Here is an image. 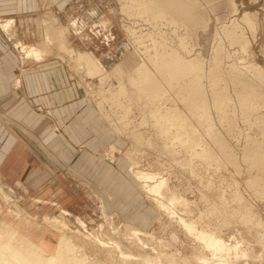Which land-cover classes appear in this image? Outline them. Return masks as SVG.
I'll return each instance as SVG.
<instances>
[{
	"label": "rangeland",
	"instance_id": "obj_1",
	"mask_svg": "<svg viewBox=\"0 0 264 264\" xmlns=\"http://www.w3.org/2000/svg\"><path fill=\"white\" fill-rule=\"evenodd\" d=\"M56 1L63 3L66 0ZM83 1L87 2L86 0ZM194 1L192 8L187 6L184 9L186 15L187 13L188 15L190 14L189 16L187 15L188 17L181 10L178 13L175 10H171L169 13L171 14V18L177 20L178 34L190 33V36L192 35L185 49L187 50L189 47L186 55L192 56V58L198 57L199 61L204 62L202 73L203 76L207 75L208 78L206 80V77H202L201 81L205 84V87L211 84L210 81H212L211 77L213 75L215 76L213 79L216 81L217 87H224L222 84L228 85L225 87L230 95L227 115L230 118L228 120L219 119L218 113L211 107L210 116L213 118V131H208L211 132L209 135L204 125H201L200 121H198V125L196 119L191 117L192 119H190L197 132V137L200 139L197 138L198 140H195L197 142L202 141L203 143H197L194 140L197 143L193 147L196 148L195 153L189 151L188 146H182L179 150L174 149L173 151L171 150L172 145H167L168 147L161 144L150 146L147 137L149 134L146 133V131H149V126L145 123L141 124V114L139 111H132L130 117L128 115L129 125L127 131H114L111 122L101 115L94 102L95 96L99 98L100 94L95 92L94 96L93 92L88 91V83L85 84V81L79 80L78 76L73 73L69 66L66 55H64L62 59H65L64 61L69 68V74L78 80L76 84L79 85L83 94L90 100L116 139L114 143H110L101 153V157L111 164L117 161L124 168L119 167L118 174L116 173V176H113L115 179L113 177L107 179V184L103 186H108V190L105 193L102 192L103 198L94 190L95 188L92 184L84 182V180V184H79L78 181H75L78 184L74 183L70 186V194L56 195L57 200L53 201L48 200L51 196L47 191L50 188L48 185L40 186L33 193L30 192L24 196L18 192H15L14 195L11 193L10 197L14 201L9 203L3 200L0 195V230L3 228L4 223H9L17 230L13 239H6L9 240V243L15 246L19 245V247L22 245L21 247L24 248L26 247V243L21 238L26 237L30 241L40 245L45 253L47 252L46 254H54L58 240L62 234L61 230H58V226L53 225L54 222L51 219L55 218L58 222L66 224L70 234H78L84 240L79 243L80 246L77 247L78 249L76 248L77 251L74 250V255L77 253V258L87 263L90 261V264H138V261L136 262L135 260L122 259L119 253L120 250L125 253L134 254L133 256L135 257L139 255L148 256V258L154 261V264H221L222 262H218L220 261L219 258V260L217 259L218 256L212 255L211 250L205 247L195 235L188 233L180 223L178 224V217L180 216L186 221H191L195 225L196 230L201 229L200 231L212 233L227 244L226 246L229 247V250L227 251L228 253L224 252L223 255L225 257L223 256V259L225 260H223L222 264H264V191L261 190V186L264 184V164L250 162L247 155H244L246 152L243 150L254 140L256 143L264 137V0ZM90 2V4L98 6V12L102 15L103 19H112L111 24H108L107 27L111 26V31L116 35L117 40L115 39V42L109 47H113V51L117 50V54H120L121 59L123 58L122 65L124 69L126 68L127 75L138 64V57L134 55L136 52L146 61L141 50L147 46H153L150 38L147 37L148 34L154 33L151 34L154 37L157 32L164 31L167 36L169 35L170 38L173 37L175 39L177 33L174 35L173 23L163 21L156 25L153 21H149L150 19L148 21L143 19V15L141 18L135 13V7H132L134 3H132L131 8L130 3H126L127 0H90ZM127 5L131 9H125ZM213 6L216 8L214 9ZM126 10L128 12L131 11V14L127 13ZM186 10H189V12ZM58 11L60 10L58 9ZM93 12L94 10L90 11L91 14ZM179 12L181 13L179 14ZM44 13L42 19L46 17V14L48 16L54 15L51 12ZM192 13L197 14L198 20H201V22L196 19L197 16L192 18L191 16L195 15ZM244 14H248V18L244 17L248 23L245 20L243 21V17H241ZM8 16V14L0 16V33L3 34L6 47L13 51L17 59L16 74L12 80L14 83L16 79L20 80L21 75L32 68L35 62L44 59V56L48 54L55 56L57 54L51 50V53L41 55L40 59H36L34 56L26 57L18 44L36 43H28L18 39L17 36L15 37L13 19H9ZM187 18L188 20H186ZM250 18L252 19L250 20ZM8 20H12V22L6 34L2 29L1 23ZM180 20L184 22L186 20L185 25L182 22L181 25L179 23ZM234 20L236 23H240V26L238 24L236 26ZM188 21L189 24H187ZM59 23L70 31L69 36L78 34L77 23L73 21L70 25ZM188 25L190 26V30L185 28ZM250 25L254 28V31H252L253 28ZM178 26L181 27L179 28ZM229 27L230 29L226 30ZM129 30L134 32V35L129 33ZM186 30L187 32L185 33ZM240 33L243 39L238 36ZM138 36L141 39L139 42L136 39ZM235 36L240 41H237ZM245 37L248 41L244 39ZM73 38L69 40L71 48L89 51L85 48L75 47L78 41L75 38L73 40ZM104 48L106 47L101 44V52L108 50V48L107 50H103ZM58 54L63 55L64 53L61 50L60 52L58 51ZM60 55H57L56 58L61 59L63 56ZM119 58L118 60H120ZM70 60V64L75 62L71 58ZM146 62L149 63L148 61ZM235 69L240 71L237 74L241 78L236 75ZM112 72H116L114 75L115 80L123 75L121 73L122 68L119 65H116ZM260 75L262 76L260 77ZM237 76L242 83H238L239 79ZM214 80L212 81L213 83ZM259 80L263 81V83ZM247 84L252 87H249ZM246 86L249 90H253L254 87L256 88L254 89V94L256 95L254 99L257 100L256 104L253 105L255 108L249 113L243 109V111L241 110V105L238 104L239 97L236 95L238 92L247 89ZM106 87H109V84ZM240 88L244 89L241 90ZM256 90H258L260 95H258ZM179 107L183 111L188 112L180 102ZM105 110L109 113L108 104H105ZM111 116L113 117V113L110 114ZM260 116L263 120H261L262 118L259 119ZM255 118H258V120ZM258 123H260V126ZM262 128L263 130H260ZM58 129L55 128V130ZM130 130H134L135 133L142 132L143 135L136 140L130 135ZM212 132L218 133L221 140L223 139L222 143H224L222 147L213 140ZM202 149L205 152H199ZM227 152L235 155H233L234 159L232 161L226 159ZM189 153L193 156V159L188 155ZM196 160L199 164L196 163ZM137 171L155 172L165 179L162 185L164 193L161 197L154 196V194L148 193L145 190L142 182L136 177ZM255 176L262 177L261 181L257 184L252 183V179ZM262 189L264 190V186ZM171 193H174L181 201L174 203V213L169 215L159 207L157 199L161 198L160 200L166 202L168 195ZM54 201L55 204L52 203ZM54 226H56V229ZM133 227L140 230L137 236L141 241L139 243H137L138 240L135 237H132L131 229ZM4 234L6 233L1 234V238ZM20 240L23 242H18ZM99 241L103 242L104 245L102 246ZM116 243L118 247L114 246ZM97 248L103 253L97 251ZM30 249L33 250L32 248ZM80 252L81 256L78 254ZM45 253L44 255H46ZM42 257H44L43 254ZM82 257L84 258L83 260ZM42 259L44 258H41V261L38 263L43 262Z\"/></svg>",
	"mask_w": 264,
	"mask_h": 264
},
{
	"label": "bare ground",
	"instance_id": "obj_2",
	"mask_svg": "<svg viewBox=\"0 0 264 264\" xmlns=\"http://www.w3.org/2000/svg\"><path fill=\"white\" fill-rule=\"evenodd\" d=\"M193 1L192 0H127L126 3L127 4L130 3V7H131V5H133L132 3H134V6H132V7H135V9H136L135 13L138 16L141 17L143 15V19H145L147 21L150 19L149 21H151V22L153 21V23H155L156 25L162 23L163 21L173 23L174 35L176 33L177 34L175 35V39H173V37L170 38L169 35H168L169 36L168 37L166 35V32L164 33V31L163 32H161V31L157 32L154 37L151 35L154 33L148 34L150 36L147 35V37L150 38L153 46L152 47H150V46L146 47L145 46L146 48L142 49L141 51H143L142 54L146 58V61H148L149 63L144 61V59L141 58L140 54H138L136 52L134 55L136 57H138V60H137L138 64L135 66V68L130 73H128V75L124 74L120 78H117L116 80L114 78L115 77L114 75L116 74V72H112L113 69L111 71H108L106 69V67H104V65L101 63V61L98 59V57L94 53H92L90 51H83V50H79L76 48H71L70 43H69V39H68L69 35H70V31L58 22V19L56 18L55 15L48 16L46 14V17H44L43 19L40 20L39 25L37 24L39 27V30H40V34H41L40 42H38L36 44H20L18 42L19 43L18 45L20 46L21 51L24 52L26 57L27 56H34L36 59H40L41 55H43V54L46 55L51 50L53 51V53L55 52V54L60 55V54H58V51L60 52L62 50V53H64V54L60 55V56H63V57H61V59L64 58V55H66V58H67L66 60L69 63V66L71 67L73 73L78 76L80 81H85L86 82L85 84L88 83L87 84L88 91L93 92L94 96H95V92L100 94L99 98H96V96H95L94 102L97 105L98 110L101 113V115L103 117H105L108 121L111 122L114 131H116V132L121 131V130L127 131V128L129 125L128 115L130 117V113L132 111L138 110L139 113L141 114V119H140L141 124L145 123V124H147V126H149V128H148L149 131H146V133L149 134L147 137H148V144L150 146H153L154 144H156V145L161 144L162 146H165V147H168L167 145H170V146L172 145V147H171L172 151L174 149L179 150V148L182 146L183 147L188 146V150L195 153L196 148H193V147H195V144H197L199 142L202 143V141H199V142L196 141L199 139V137H197V132L195 131V128H194L193 123L191 122V119L192 118L196 119L197 122L200 121V123H202L201 125H204V128L207 132L210 130L213 131V124H212L213 118H211V116H210L211 107L216 110V112L219 115V119L228 120L230 118V117L228 118V116H227L228 110H229L230 95L228 94L227 89H226V87L228 85L226 86V85L222 84L224 87H217L216 86L217 85V84H215L216 81L213 79V77L215 78L214 75H213V77H211L212 81L214 80V83L212 81H210L211 84L208 85L207 87H205V84L201 81L202 77H206V80L208 78L206 73H205L206 76H203V73H202L203 72L202 65L204 62L199 61L200 59L198 60L197 59L198 57L192 58V56L189 57L186 55V53H188L189 47L187 50H185V49L187 48L189 38L191 39L192 35L190 36V33H188V34H184V33L180 34L179 33L178 34L179 31L177 32V20L171 18V14L169 13L171 10H175L176 13H178V11L181 10V12L184 11L182 13L184 15H186V12L184 9H186L187 6L189 8L190 7L192 8V6L195 2V1L194 2ZM226 4H228V3L226 2ZM214 6H213V8H214ZM130 7H128V5H127V6H125V9H131L132 7L131 8ZM189 10L188 11L186 10V11L189 12ZM202 10L204 11V9H202ZM126 12L131 14V11L128 12L126 10ZM181 12H179V14ZM192 14H195V13H192ZM187 15H188V13H187ZM187 15H186V17H188L190 14L188 16ZM244 15L241 16V17H243V21L245 20L244 17L248 18V14H246L245 16ZM195 16H197L196 19L198 20L197 14H195L194 16H191V17L193 18ZM181 17L183 19L182 15H181ZM191 17H189V18L191 19ZM251 19L252 18H250V20ZM186 20H188V18ZM186 20H185V22H186ZM216 20H218V19H216ZM254 21H255V19H254ZM11 22H12V20H8L6 22L1 23L2 29L6 32V34L8 33L7 30H8V27L10 26ZM181 22L183 25H185L184 21L180 20L179 23L181 24ZM199 22H201V20ZM245 22H247V20H245ZM245 22H244V24H245ZM195 23H198V22L196 21ZM235 23H236V21H235ZM187 24H189V21ZM237 24L239 25L240 23H236V26H237ZM256 25H257V23H256ZM250 27H251V25H250ZM185 28L190 30L189 25H188V27L185 26ZM233 28H235V27H233ZM251 28H253V27H251ZM228 29H230V27L227 28L226 30H228ZM240 30H241V27H240ZM252 31H254V28ZM186 32H187V30L185 31V33ZM129 33L133 34L134 32L130 31ZM240 35H242V34L240 33L238 36H240ZM10 36H11V34H10ZM231 36L233 37V34ZM240 37L243 39L242 36H240ZM136 39L138 42L141 40V39H139V36ZM244 39L247 40L246 37ZM142 40H143V38H142ZM150 40H148V41H150ZM172 41H173V43H172ZM237 41H240V40L237 38ZM151 42H150V44H151ZM238 43H240V42H238ZM144 44H145V42H144ZM244 44H246V43H244ZM240 45H242V44H240ZM190 50H191V48H190ZM247 50H248V48H247ZM183 51H186V52H183ZM44 57H46V56H44ZM70 58L75 61V62L72 61L75 64H73V63L70 64L71 63ZM213 59L216 60L215 58H213ZM217 59H219V58H217ZM237 59H239V58H237ZM215 63H217V62H215ZM236 64H237V62H236ZM215 66H216V64H215ZM256 68H257V66H256ZM215 69L218 70L217 68H215ZM260 69H262V68H260ZM211 70H208V71L212 72L213 70L212 71ZM235 70H233V71H235ZM235 72H236V75H238L237 73H240L239 70H236ZM214 73H216V72H214ZM238 76H237V78H238ZM261 76L262 75H260V77ZM88 78L90 79V81H88L89 80ZM216 80H218V79H216ZM219 80H220V78H219ZM238 81H237L238 83H242V81H240V79ZM259 81H261V80H259ZM18 82H19V80L16 79L15 82L13 83V86L17 85ZM261 82L263 83V81H261ZM205 83H206V81H205ZM108 84H109V87L105 88V86ZM253 85H255V84H253ZM248 86L250 87L251 85H248ZM85 87H86V85H85ZM246 88H247V86H246ZM236 89H235V91H237ZM243 89H241V90H243ZM254 89H256V88L254 87ZM254 89L249 90V88H247V89H245L241 92H238L236 94L239 97V103L238 104L241 105V110L243 109L244 111H248L247 113H249L250 111L253 110V108H255L253 105L256 104L257 99L256 100L254 99V97L256 96L254 94ZM238 90H239V88H238ZM258 90H256L257 93H258ZM256 91H255V93H256ZM258 95H260V94L258 93ZM261 95H263V94H261ZM179 102L183 106H185V108L187 109L188 112L183 111L179 107ZM105 104H108V106H109V113H108V111L105 110ZM240 105H239V107H240ZM111 113H113V117L112 116L110 117ZM187 113H188V115H187ZM245 115H246V113H245ZM249 118H250V116H249ZM261 118L262 117L260 116L259 119H261ZM256 120H258V118ZM261 120H263V118ZM258 124L260 126V123H258ZM198 125H199V122H198ZM263 126H264V124H263ZM201 128H203V127H201ZM260 130H263V128ZM130 131H131L130 135L136 140H137V138H139L140 136L143 135L142 132L135 133L134 130H130ZM210 133L211 132H208L209 135H210ZM211 135H212L213 140L216 141L217 143H219V145H221V147H222L224 142L222 143L223 139L221 140L220 135L218 133H214V132H212ZM249 141H251V140H249ZM248 145H250V146H248ZM248 145L245 149H243L246 152V154H244V155H247L248 160L250 162H254L255 164L256 163L264 164V137L261 141H258L255 143V140H254V142H252ZM183 150H184V148H183ZM201 151L205 152V150H203V149L200 150L199 152H201ZM229 152H227V155L225 154L226 159L229 161H232L234 159V157H233L234 154H231ZM188 155H190L191 158L193 157L190 153ZM198 157H199V155H198ZM191 158H190V161H191ZM198 159H200V158H198ZM194 163H195V161H194ZM196 163H197V160H196ZM197 164H199V163H197ZM185 165H186V163H185ZM136 177L142 182V185L144 186L145 190L148 193H152V194H154V196H158V197H161L162 194L164 193L162 185H163L165 179L163 177H160L159 175H157L155 172L137 171ZM261 178H262L261 176L253 177L252 183H256V184L259 183V181H261ZM262 181H263V179H262ZM263 186H264V184H262V186H261L262 191H264L262 189ZM5 187L7 188V186H5V184L1 180L0 181V195L2 196L3 200L7 201V203L13 202L14 200L10 197L12 190L10 188L6 189ZM219 191H221V190H219ZM160 199H157L159 207L162 210L166 211L169 215H172L174 213V210H173L174 203L181 201V199L176 197V195L174 193H171L170 195H168L166 202H163ZM222 199H223V197H222ZM17 206H19V205H17ZM48 219H50V218H48ZM51 220L54 222L53 225L55 224L56 226H58V230L60 229L62 232L61 237L58 240V244H57V247H56L54 254H46L47 252L45 253V251L42 249V247L40 245L30 241V239L26 238V237L25 238L20 237L22 240L24 239L23 241H24V243H26V247L23 248V247H21L22 245L20 247H19V245H16V246L12 245L11 243H9V240H6V239H13L14 235L17 233V230L12 225H10L9 223L8 224L4 223L5 227L2 226L3 228L0 230V264H90V261H89V263H87V262L81 261L79 258H77V256H76L77 253L74 255V250L77 251V249H78L77 247L80 246L79 243L83 242L84 240H82V238L79 237L78 234H73V233L70 234L68 231V227L66 226L65 223L58 222V220L55 218H53ZM179 223L185 228V230L188 233L195 235V237L205 247L209 248V250H211L212 255L218 256L217 259L218 258L220 259V261H218V262L223 263V260H225V259H223V256H224L223 254H224V252H227L229 250V247L226 246L227 244H225V242H223L222 239L216 237L212 233H209L206 231H200L201 229L196 230L195 225L191 221H186L183 217H180V216L178 217V224ZM56 226H54L55 229H56ZM139 232H140V230L138 228L133 227L131 229L132 237H135L138 240L137 243L141 242L140 239L137 237ZM2 233H6V234H4L3 237L1 238ZM88 239H89V237H88ZM93 239L95 240V238H93ZM22 240H20L18 242H21ZM99 243L102 246L104 245V243L101 241H99ZM14 244H16V243H14ZM114 246L118 247V244L116 243V244H114ZM83 247H84V244H83ZM30 248H32L33 250H31ZM97 249H98L97 251L100 252V249L99 248H97ZM79 251H82V250H79ZM44 253L46 255H44ZM100 253H103V252H100ZM119 253H120V257L124 260L125 259L126 260L130 259L133 261L135 260L136 262L138 261V264H154L153 263L154 261H152V259L148 258V256L145 257L143 255L142 256L139 255L138 257H135V256H133L134 254L132 255L131 253H125L124 251H121V250L119 251ZM42 254L44 257H42ZM78 254H80V256H81V252ZM84 257L86 258V256H84ZM41 258H44V259H42L43 262L38 263L41 261ZM83 259L84 258L82 257V260ZM207 264H209V263H207Z\"/></svg>",
	"mask_w": 264,
	"mask_h": 264
},
{
	"label": "crops",
	"instance_id": "obj_3",
	"mask_svg": "<svg viewBox=\"0 0 264 264\" xmlns=\"http://www.w3.org/2000/svg\"><path fill=\"white\" fill-rule=\"evenodd\" d=\"M86 1L0 0V16L8 14L15 37L28 43L40 42L38 25L44 12H51L62 24L73 21L78 34L68 39H77L75 47L92 51L108 71L119 65L121 73L127 74L123 58L109 47L117 40L111 26L107 27L112 19H103L98 6ZM0 37L2 182L13 195L18 192L23 196L48 185L51 201L57 200L56 195L70 194L75 181L88 182L103 198L107 179L116 176L119 167L124 168L101 157L115 142L113 134L76 84L78 80L69 74L64 59L48 54L13 87L17 59L6 47L2 33ZM101 44L106 47L103 50L108 48L106 52H101Z\"/></svg>",
	"mask_w": 264,
	"mask_h": 264
}]
</instances>
